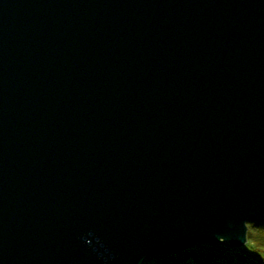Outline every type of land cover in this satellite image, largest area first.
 Wrapping results in <instances>:
<instances>
[{"label": "water", "instance_id": "water-1", "mask_svg": "<svg viewBox=\"0 0 264 264\" xmlns=\"http://www.w3.org/2000/svg\"><path fill=\"white\" fill-rule=\"evenodd\" d=\"M264 223V0H0V264H143Z\"/></svg>", "mask_w": 264, "mask_h": 264}, {"label": "trees", "instance_id": "trees-1", "mask_svg": "<svg viewBox=\"0 0 264 264\" xmlns=\"http://www.w3.org/2000/svg\"><path fill=\"white\" fill-rule=\"evenodd\" d=\"M264 264V223L248 224L247 243L242 247L197 244L195 247L150 257L143 264Z\"/></svg>", "mask_w": 264, "mask_h": 264}, {"label": "rangeland", "instance_id": "rangeland-1", "mask_svg": "<svg viewBox=\"0 0 264 264\" xmlns=\"http://www.w3.org/2000/svg\"><path fill=\"white\" fill-rule=\"evenodd\" d=\"M190 264H192V263L190 262Z\"/></svg>", "mask_w": 264, "mask_h": 264}]
</instances>
